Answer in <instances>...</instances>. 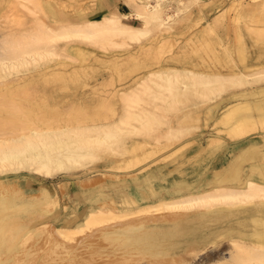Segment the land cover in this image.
<instances>
[{"label": "bare ground", "instance_id": "obj_1", "mask_svg": "<svg viewBox=\"0 0 264 264\" xmlns=\"http://www.w3.org/2000/svg\"><path fill=\"white\" fill-rule=\"evenodd\" d=\"M16 1L19 8H8L9 12L7 11L6 15L0 18V80H2L0 81V184L4 180L11 179L9 176L20 170L35 171L45 177H53L59 172L74 170L85 164L99 161H103V165L108 168L134 170L147 158L150 159L156 153L182 143L173 152L164 156L162 160L165 163L159 160L160 162L154 164L155 169L150 175L151 178H157L164 175L167 168L171 169L179 163L186 164L187 157L200 154V151L205 150L200 148L202 146L199 143H195L198 141L196 130L199 122L193 109L201 108L200 106L210 100L226 94H229L227 100L241 97L248 100L246 96H254V100L226 108L221 116L222 124L225 125L224 132L233 138H239L254 130L256 127L252 128L255 125L264 128V87L244 93L237 92L245 86L264 83V69L244 70V66L241 65L246 59V53L243 50L245 35L243 36L240 32L235 39L236 44L241 46L240 52L238 51L235 55L236 60L231 57L234 53H231V64L227 66L225 63V66L218 69L219 71L204 68L200 70L196 66H161L134 79L135 81L127 87V91L120 94L121 112L119 114H114L111 107H108L106 111L80 109L74 113H66L61 107L55 106V100L51 103L46 98L48 88L46 84H49V81L55 83L54 90L57 87H64L63 80L66 78L63 73L52 75L53 78H49V81L42 77L43 81H39V84H36L37 79L32 76L28 78L24 76L25 80L20 77L23 80L21 83L18 78L16 80L19 82L16 83L13 77H11L12 81L5 78L26 72L40 64H47L57 56H68L70 52L76 51L80 55L79 47H73L75 49H71L73 52L67 47L71 42L87 41V43L109 45L117 40L118 43L127 40L138 42L159 37L161 30L167 28V26L163 27L164 22H160L161 12L157 7H151L147 0L146 2L138 0L128 14H120L112 10L109 15L100 19L72 24L64 16L57 15L51 18L50 15H54L52 12L47 11L43 5L34 4L32 0ZM198 1L186 0L185 3L184 1L181 3L187 6ZM39 13L42 14L41 17L34 19ZM128 17L140 20L141 26L123 24L122 18ZM261 21L264 22V20ZM262 30L263 28L259 29L256 26L252 28L256 35ZM59 47L62 48L60 53H58ZM35 63L38 64L34 65ZM247 76L250 78L247 79ZM261 146L264 147V141ZM216 147L213 151L206 152L208 154L205 157H211ZM252 150H254L253 146L244 149V156ZM247 160L242 161L247 162ZM192 167L191 164L190 169ZM204 170L205 175L202 179L199 175L193 176L196 179L200 178L196 184L201 190L189 191L185 193L186 195L183 193L178 195L182 186L176 184L174 179H169L167 182L169 196L152 197L140 206L124 208L117 213L106 208L104 213L101 208L91 205L82 215V222L78 216H75L62 224L64 228H68L67 230L57 229L51 240L50 237L48 238L51 241L50 245H54L51 250L49 249L50 251L46 250V254L52 253L53 256L61 250L69 249L65 252L67 257L64 256L66 264H179L180 261V264H264V206L259 202V204L256 202L254 207L247 206L257 199L264 201V172L261 178L238 180L234 178L235 176L233 177L234 172L231 174L220 165L212 169L206 167ZM176 173L181 175L180 170H176ZM190 176L191 179L192 176ZM150 185H154V188L159 190L157 182L153 181ZM15 195L11 197V200H5L6 197L2 198L0 195L1 218L11 207L12 209L17 207L19 199ZM164 212L173 213V217L166 220L170 226L159 225V231L163 232L161 236H159L160 233L157 234L159 238L156 239L161 242L173 236L177 239L168 248L164 243L166 250L158 249L155 242L152 244L153 241L148 236L150 230L146 231V226H140L139 219L125 221L121 226L118 224L119 230H114L113 235L105 241L102 240L104 245L100 248L97 246V248L89 247V249L83 246L84 248L79 247V253L74 251L70 243V245L66 244L73 242L75 238L93 227L95 234L96 232L98 234L101 231V229L96 230L98 227L102 226L101 228L105 229V225L111 226V223L117 220ZM185 213V217L195 215L194 228L191 227L189 232L186 231L188 225L184 219L183 221L177 219ZM139 218L142 217L139 216ZM203 219L216 224H207L206 221H202ZM40 225L39 221V224L26 229L25 232L40 228ZM184 231L187 235L180 237ZM44 234L48 237L46 231ZM20 235L18 240L30 234ZM153 236L155 237L156 234ZM26 237L25 241H28L30 236ZM82 240V238L79 240L80 244ZM88 240L92 239L88 238ZM16 251L15 254L9 253V256V251L2 253L0 251V257H6V260L0 264H11V261L13 262L17 257ZM30 254H34L32 250H27L25 253L26 256ZM166 255L167 257L178 256L179 262L168 261ZM97 256L102 257L99 260L101 262L95 260ZM143 257L145 261L139 262ZM186 257H190V260L185 262ZM28 260L33 263L31 258ZM92 260L95 262L91 263ZM24 262L30 264V261Z\"/></svg>", "mask_w": 264, "mask_h": 264}, {"label": "rangeland", "instance_id": "obj_2", "mask_svg": "<svg viewBox=\"0 0 264 264\" xmlns=\"http://www.w3.org/2000/svg\"><path fill=\"white\" fill-rule=\"evenodd\" d=\"M32 1L34 4L38 3L39 5H43L46 7L45 9L47 11L52 12L54 15H50L51 18L57 15L64 16L67 18L66 20L72 24H79L88 20L100 19L103 16L109 15L112 10H116L120 14H128L134 8L135 3L138 2V0H109L105 5V0ZM144 1L146 2V0ZM147 1L151 7H157L160 10V19H162L160 22H164L165 26L163 24V27L166 28L167 26L165 30H161V35L159 37L153 38L155 40L147 39L138 42L127 40L121 43H118L117 40L116 42L109 45L95 44L92 42L87 43V41L71 42L68 43L67 47L70 48V50H75L74 48L79 47L81 56L78 55L76 51L73 52L71 50L73 53H68V56H57L54 58V60L47 64H40L36 67L30 68L26 72L11 75L5 79H11V77H13V80L15 79L14 83L19 82V80L21 83L26 78L32 76L35 77L34 79H37L36 84H39L41 81H43L41 80L42 77L43 79L45 78L48 80L49 78H53L54 75H61V73H63V76L65 75L64 78L67 79L63 80L65 82L64 87H57L54 90L53 86L55 83L48 80L49 84H46V88L48 87L46 98L49 100V102L53 103V100H55V106L61 107V109L66 113H74L80 109L89 111H106L108 107H111L114 114H119L121 112L120 94L127 91V87L130 85V83H133L136 79L140 78L148 71L155 70L161 66H196V68L200 70H203L204 68L209 69L210 71H219L218 69L225 66V63H227V66L228 64H231V57L236 60L235 55L239 49H241V46L237 45L235 41L239 32L243 36L245 35L243 37V50H245L244 52L246 53V59L244 63L241 64L244 66L243 69H264V22L261 21L264 20V0H199L196 3H191V5L188 4L187 6L183 4L186 2V0ZM16 2V0H0V18L5 16L7 11L9 12L8 8H19ZM154 3L158 6H156ZM39 14L36 15L37 18L34 17V19H39V17L42 15ZM121 22L125 25L141 26V21L136 18H122ZM255 26L259 27V29L263 28L261 31L262 33L260 32L256 35V33L252 31V28H255ZM61 47H63V45H61ZM61 50L62 48L59 47L58 53H60ZM231 53H234V56L230 57ZM37 64L38 63H35L34 65ZM20 77H22L23 80ZM16 78L19 80H16ZM249 78L250 77L247 76V79ZM245 87H243V89H239L237 92L240 91L241 93H244L252 89L256 90L264 87V83ZM227 96H229V94L214 98L200 106L201 108L195 107L193 109L194 113L197 115V121L199 122L198 128L196 130V133H198V141L195 143H199L202 146L200 148L205 150L200 151V154H193L192 156L187 157L186 164L179 163V165L171 167L173 171H181L182 176H180V180H183L185 177L189 178L190 175L192 176H190L191 180H186L189 183L180 189L178 192L180 194L183 193L186 195L185 193L194 191V188L195 190H201L199 187H197L198 184H196L200 178L197 177L196 179L193 176L199 175L202 179L205 175L204 169L209 164H212V162L216 159L219 160L221 155L224 154L226 157L230 158L232 153L235 152L237 146L261 142L262 139H264V132H262L264 128H259L257 125L252 128L254 129L256 127L254 130H251L247 134L241 135L239 138H233L227 134V132L223 131L225 125L222 124L221 116L224 114L226 108L237 103L254 100V96H246L249 98L248 100L243 99L244 97L227 100ZM180 145H182V143L176 145L173 148H167L166 150L156 153L157 155H153L150 159L147 158L145 162L143 161L141 164L137 165L136 169L134 170L108 168L107 166L103 165V161H99L96 163L85 164L83 167H79L74 170L59 172L53 177H45L39 173H36L35 171L29 170H20L18 173H12V175L9 176L11 179L1 182V184L4 183V185L1 186L0 184V195L2 198L3 196L6 197L4 198L5 200H11V197L16 194L15 196L19 199V203L17 205L18 208L15 207L12 209L11 207L9 210H7L8 212L3 217L4 219L0 216L1 253L9 251V256V253L15 254V251L17 250V257L13 262L11 261V264H27V262L24 261H30V264H33L35 261L36 262L34 264H66V262H64L66 260L65 258L67 257L65 252L69 249L65 248L66 250H61L60 253L57 252V254H55L56 256H52V253L49 255L46 254V250H51L54 245H50V240L52 236H54L56 230H67L68 228H64L62 224L70 219H73L75 216H78L80 222H82V215L91 205L95 208H101L104 210V213L106 212V208L113 210L112 212L114 213H117L119 209H122V205L119 202V198L110 191L112 185H115L119 182L127 184L130 183L133 178H139V174H142L144 168L148 166L150 162L155 160H158L156 163L160 162L162 159H164V156L173 152ZM214 147H216V151L214 150L215 152L212 153L213 157H205L210 151H213ZM206 152L208 153L206 154ZM153 158H155V160H153ZM146 162L149 163L147 164ZM163 163H165V161H163ZM191 164L193 167L190 169ZM163 183L164 181H161L159 184L162 185ZM127 191L130 193V187H128ZM256 202H259L264 206L263 199H257V201L255 200L254 202L249 203L247 206L254 207ZM24 205L29 208H26ZM167 213L168 214L165 212L160 214L148 213L147 215L145 214V217L144 215H139L142 217L141 219L143 221L139 218V216L136 218L132 217L127 220L116 219L117 221H115L113 224L111 223V226H109L110 224H107L108 227L105 225V229L101 228L102 226L100 228L96 227L97 231H99L98 229H101L98 234L97 232L95 234V231H93L95 228L93 227V229L88 230L86 233L80 235L82 237L78 236L75 238L76 240H73V242L71 241L65 243H70L74 248V251L77 252H79L78 249L84 248L86 246L87 248L90 247L91 249L94 247L97 248V246L100 248L104 245L103 241H105V239L109 236L113 235L115 231H118L119 227L124 224L125 221L139 219L140 226H146L148 230L142 227L144 230L146 229V231L150 230L148 236L151 241H153L152 244L155 242V245H157L158 249L164 248V250H166L165 246L168 248L171 243L173 244V242L177 240L176 237L173 238L174 236L172 238L169 237L165 242H161L156 239L159 238L163 232L159 231V225L165 224V226H170V223H167L166 220H169V217L172 218L173 213ZM186 213L177 217V219H179V221L180 219L181 221L184 219L188 225L186 231L189 232L191 227L194 228L193 220H195V215H187L185 217ZM191 217H193V219ZM162 219H164L163 222ZM39 221L41 223L40 228L38 227L27 233L25 232L26 229L39 224ZM202 221L206 220L203 219ZM207 221L205 222L207 224H216L213 221ZM148 222L150 223L148 224ZM150 224L152 226H150ZM152 228L158 229H154L153 231ZM45 231L48 237L44 234ZM105 231L107 235L104 233ZM186 231L180 234L182 236H179L184 237L187 235ZM92 232L94 236H92L93 234L91 235ZM154 232L156 234L155 237L153 236L155 235ZM20 234H30L25 235L23 239L26 236H28V238L30 236V238L27 239L28 241H25L27 237L24 240H18ZM118 235H120V233ZM150 235L152 237H150ZM130 236H132V234H130ZM132 237L135 236L133 235ZM39 238L41 239L39 240ZM81 238L83 239L81 241L83 245L79 243ZM88 238L92 240H88ZM47 239L49 240V243H47ZM35 241L36 243H34ZM157 241H159L161 244L159 245ZM168 242L169 244H167ZM164 243H166V245ZM27 250H32L34 254L26 256L25 253ZM167 256L168 255H166V257ZM97 257L95 260L97 262H101L99 260H101L102 257ZM28 258H31L33 263L31 260H28ZM167 258L168 261L173 260L175 262H179L178 256H169ZM0 259V262H4L6 257H0ZM95 260H92L91 263L95 262ZM189 260L190 257L184 258L185 262ZM143 261H145L144 257L141 258L139 262Z\"/></svg>", "mask_w": 264, "mask_h": 264}, {"label": "crops", "instance_id": "obj_3", "mask_svg": "<svg viewBox=\"0 0 264 264\" xmlns=\"http://www.w3.org/2000/svg\"><path fill=\"white\" fill-rule=\"evenodd\" d=\"M108 1L109 0L104 1L105 5ZM263 141H264V139H262L261 142H254V143L244 144L242 146H237L235 152L232 153L230 158L226 157L223 154V155H221V157H219V160L216 159L215 161L212 162V164H209L207 166V168L212 169L216 165H220L223 168H225L226 171L230 172L231 174H233V172H234L233 177L235 176L234 178H236L238 180H241L242 178L252 179L253 177L261 178V175L263 176V172H264V169H263L264 168V166H263L264 165V161H263L264 160V158H263L264 157V147L261 146ZM251 146L254 147V150H252L250 153H245V156H244V152H245L244 149L250 148ZM240 153H242V154H240ZM247 156H248V158H247ZM244 159H245V161H246V159H248L247 162L242 161ZM156 161H158V160L150 162L148 164V167L146 166L144 168L145 171H143L142 174H139L140 175L139 178H137V177L133 178V180L130 183L125 184V183L119 182L115 185H112L110 191L119 198V202L122 205V209L134 208V207L140 206L152 197L158 198L161 196L162 197L169 196L167 194V182L169 179H174L175 183L182 186V187H185L189 183L187 181L191 180L190 178H187V177H185L183 180H180L179 177L182 175L176 173V171H173L172 169H169V168H167L165 170L164 175H162V176L160 175L157 178H151L150 174L155 169L154 163H156ZM241 162H243V163H241ZM236 165H237V168H236ZM238 166H240V167H238ZM147 171H149V172H147ZM249 171H250V173H249ZM235 172H237V173H235ZM165 174H168V175L165 176ZM153 181L157 182V184L159 186V190H156L154 188V185H150V183L152 184ZM161 181L165 182L162 184L163 186H161L159 184ZM133 182H134V185H132ZM128 187H130V193L127 191ZM194 191H195V188H194ZM178 195H182V194H178ZM122 209H119V210H122ZM70 220H68V221H70ZM68 221H66V222H68Z\"/></svg>", "mask_w": 264, "mask_h": 264}]
</instances>
